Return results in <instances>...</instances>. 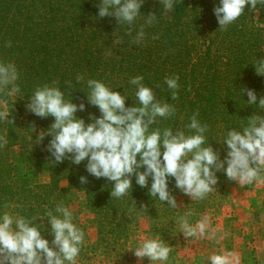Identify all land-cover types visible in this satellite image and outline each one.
Listing matches in <instances>:
<instances>
[{
  "label": "trees",
  "instance_id": "1",
  "mask_svg": "<svg viewBox=\"0 0 264 264\" xmlns=\"http://www.w3.org/2000/svg\"><path fill=\"white\" fill-rule=\"evenodd\" d=\"M100 3L101 0H0V61L16 65L20 87L15 96L0 94L1 100L17 110L15 117L8 118L14 120L13 124L0 121V135H6L8 140L0 148V215L7 211L14 217L31 219L45 217L48 210L56 214L57 202L75 190L85 195L86 206L96 215L102 244L109 243L110 237L117 242L125 236V226L132 222L131 217L141 215L152 218L154 232L164 240L166 232L158 227L176 234L168 216L177 218L183 209H171L167 202L162 206L152 198L150 177L148 185L142 188L133 176L129 197L116 199L110 196L112 182L87 173V160L79 165L70 159L55 162L47 151L52 139L47 133L54 117H37L26 105L36 86L59 81L66 99L85 105L84 111L74 115L87 125L93 122L90 116L101 115L88 102V79L104 82L127 98L125 107H133L138 105L136 87L129 81L143 76V83L153 89L157 100L176 108L173 116L158 117L151 128L170 127L188 134L190 117L198 111L197 119L209 126L205 134L209 145L223 160L227 149L222 139L226 132L246 126V119L253 114L264 116V110L259 108V99L264 96V76L257 75L253 65L256 59L264 58V5L257 4L255 9L246 5L243 15L223 30L213 11L219 0H174L171 11H165L160 0H143L140 16L129 36L127 25L118 24L114 16L99 17ZM150 13L156 19L149 25L145 18ZM141 26L144 40L133 43ZM118 39L123 43L116 44ZM7 42L10 47L5 46ZM174 75L179 76L177 100L171 99V90L164 83L166 76ZM77 76L83 80L77 82ZM247 89L257 95L253 105L247 103ZM21 127L25 130L21 131ZM41 133L45 134L44 138L38 141ZM15 147L20 148L18 158L11 156ZM37 159L47 163L48 185H37L36 175L27 170L29 161ZM139 171L143 172L144 168ZM81 176L87 183L80 182ZM216 176V192L202 201H193L191 217L196 218L199 213L225 202L227 186L233 181L223 172H217ZM61 183H66L64 189L60 188ZM168 188L179 203L184 193L175 187L174 178H168ZM56 191L60 192L58 198L54 197ZM133 200L135 211L130 205ZM141 204L147 207L146 214L139 212ZM35 224L51 246L54 237L47 218H38ZM121 227L122 233L118 235Z\"/></svg>",
  "mask_w": 264,
  "mask_h": 264
},
{
  "label": "clouds",
  "instance_id": "2",
  "mask_svg": "<svg viewBox=\"0 0 264 264\" xmlns=\"http://www.w3.org/2000/svg\"><path fill=\"white\" fill-rule=\"evenodd\" d=\"M143 0H101L99 17L114 16L118 24L127 25V35L131 36L133 26L140 16ZM165 11L174 8V0H160ZM257 4L264 5V0H219L214 7V15L219 28L226 30L244 13L246 5L255 9ZM155 14L145 18L146 24H152ZM145 32L143 26L136 30L133 43L143 42ZM158 37H153L156 39ZM123 43L122 39L115 41ZM6 47H10L7 42ZM256 74L264 76V58L253 62ZM19 72L12 62L0 61V94L8 97L20 92L17 84ZM83 80L77 76V82ZM143 76H135L129 83L135 85V97L138 105L125 107L124 95L113 91L104 82L88 79V102L96 106L101 113L99 118L90 116L92 123L85 125L83 119L74 115L84 111L85 105L72 103L60 90L59 81L38 85L30 96L27 109L40 118L54 117L48 135L52 136L47 151L55 162L70 159L79 165L87 160L85 169L91 176L105 178L112 182L110 196L116 199L128 198L132 187V177L140 187L148 185L151 178L149 195L167 207L179 209L176 198L168 188V178H174L175 187L187 195L191 201H202L209 194L216 192L217 172H223L227 179L238 185L264 184V116L253 114L246 121V126L231 128L223 136L222 144L226 145V156L220 159L219 153L209 145L206 133L209 126L202 124L193 113L187 125L189 133L167 127L151 128L157 118H168L176 112L174 105L156 99L152 88L145 86ZM179 76H166L164 83L171 90V99H178L180 87ZM68 88L71 83L67 82ZM247 103L253 105L257 101L254 90L247 89ZM5 110L0 111V121L13 124L9 120L7 102L0 100ZM259 108L264 110V96L259 99ZM239 129V130H237ZM34 130V129H33ZM44 133L38 141L44 138ZM8 143L6 135H0V148ZM139 156V160L137 159ZM144 168L141 172L139 169ZM80 182L87 183L85 177ZM136 202L131 201V210L135 211ZM141 214H146L147 207L141 204ZM55 213L48 210L45 217L50 224V232L54 237L49 241L41 237L35 221L39 218L26 219L15 217L5 211L0 215V264H78L81 246L85 233L73 223L72 211L64 206L63 201L57 203ZM191 209L178 215L176 223L180 233L186 238L203 237L211 228V218L203 216L196 224L189 222L193 215ZM15 225V227H13ZM229 234L225 232L220 239ZM172 247L159 236L143 238L134 250L137 258H148L151 264H164L169 258ZM233 253L223 250L208 256L209 264H231Z\"/></svg>",
  "mask_w": 264,
  "mask_h": 264
},
{
  "label": "rangeland",
  "instance_id": "3",
  "mask_svg": "<svg viewBox=\"0 0 264 264\" xmlns=\"http://www.w3.org/2000/svg\"><path fill=\"white\" fill-rule=\"evenodd\" d=\"M2 110H5L4 105H0V111ZM7 110L9 111L8 118L17 115L16 108L11 104L7 103ZM2 122L6 123V121ZM21 128V131L25 130V127ZM19 154V147L11 150V156L14 158H18ZM29 163L27 170L36 175L37 185H48L47 163L42 159L32 160ZM65 187L66 183H61L60 188ZM227 190L228 196L225 202L218 207L209 208L199 213L196 218L189 217L191 219L189 222L191 221L190 223L194 225L203 216H210L211 228L216 229L214 236L208 230L203 237L186 238L180 233L176 223L177 218L172 215L168 218L171 219L170 225L177 230L176 234L171 235L172 231L166 227H158L166 232L165 239H161L172 247L169 258L164 264H199L197 252L191 250V242H193L192 248L197 247L200 253L207 248L204 251L207 256H210L212 252L220 253L223 250L232 252L234 255L230 258L231 264H264V184L253 183L241 186L233 181L231 186H227ZM59 194L60 192L56 191L54 197L58 198ZM61 201L72 211L73 223L85 233L84 244L77 258L78 264H151L148 258L140 259L134 255L135 248L143 238L159 236L154 232L155 224L150 216L131 217L132 222L125 226V236L120 237L115 243L113 237H110L111 242L102 244L98 236V219L94 212L86 206L85 195L73 190L68 195L64 194L57 203ZM66 201L69 202L66 203ZM178 201V205L183 209L180 215L191 209L193 201L187 195L180 196ZM256 210L262 212V218L257 213L254 214L257 216L255 224L254 220L248 219V215ZM244 227L247 229L250 227V233L244 232ZM122 228L118 235H121ZM225 232L229 235L220 239ZM118 235L114 234L116 237Z\"/></svg>",
  "mask_w": 264,
  "mask_h": 264
},
{
  "label": "crops",
  "instance_id": "4",
  "mask_svg": "<svg viewBox=\"0 0 264 264\" xmlns=\"http://www.w3.org/2000/svg\"><path fill=\"white\" fill-rule=\"evenodd\" d=\"M253 212H254L253 214H249L248 215V219L249 220H254V222L256 224V222H257V216L254 215V214L257 213L259 215V217L262 218V215H261L262 212H260L259 210H256V211H253ZM250 230H251L250 227H249V229H247L246 227H244V232H247V234L250 233ZM192 246H193V242H191V250L197 252L199 264H209V261L207 259L208 256L206 255V253H204V251L207 250V248L206 249H203V251L200 253V251L198 250L197 247L192 248ZM180 253H181V249H180Z\"/></svg>",
  "mask_w": 264,
  "mask_h": 264
}]
</instances>
